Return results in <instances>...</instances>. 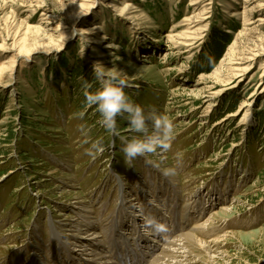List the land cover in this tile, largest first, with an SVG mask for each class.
Masks as SVG:
<instances>
[{
  "label": "rangeland",
  "instance_id": "obj_1",
  "mask_svg": "<svg viewBox=\"0 0 264 264\" xmlns=\"http://www.w3.org/2000/svg\"><path fill=\"white\" fill-rule=\"evenodd\" d=\"M97 62L123 72L132 101L169 116V151L126 160L123 141L137 135L126 117L113 135L85 102L84 82L99 88ZM200 192L217 201L192 209ZM130 197L144 218L141 228L124 222L132 244L156 237L145 218L172 240L180 223L220 212L222 223L198 231L218 242L199 246L192 264H264V0H0V264H53L52 227L75 233L85 202L96 221L130 215ZM100 237L76 248L77 264L104 253Z\"/></svg>",
  "mask_w": 264,
  "mask_h": 264
},
{
  "label": "bare ground",
  "instance_id": "obj_2",
  "mask_svg": "<svg viewBox=\"0 0 264 264\" xmlns=\"http://www.w3.org/2000/svg\"><path fill=\"white\" fill-rule=\"evenodd\" d=\"M259 55H261V54H259ZM215 199L216 198H214V196L206 198L205 195L202 196V193L200 192L199 197H197V199H195L196 201H194L192 203V205H193L192 209L193 208H197V209L203 208V210H205L204 208H206V206L211 207L212 204L215 201H217ZM134 201H136L135 198L134 199L131 198L129 200V202L133 203L132 205L130 204L131 205L130 207L132 209H130V207H129V209L132 210V211H130V213H131L130 215L125 216L124 209H122V210L119 209L117 211L116 215H111V217H107L105 220H103V218H101V215L96 217L97 221L94 220V216L92 215L93 214L92 211L90 209H87L88 206L85 205L86 202L84 204L81 203L82 205H79L78 208L82 209L83 214H81V213L80 214L82 216L83 222L80 221V227L70 226V228L75 229V230L74 229L72 230L73 232L75 231V233H73L72 235L70 234L66 237L64 236L70 242L69 241L68 242L63 241L64 237H61V235H59L58 231L52 227L51 235H52L53 241H52L51 246H53V248L54 247L61 248V254L60 255L58 254L61 258H59V257L56 258L57 257L56 254L52 255L51 258H52L53 264H60V261L62 264H67V263L68 264L69 263L70 264H77L76 258H78L77 251H79V250H77L76 248L81 247V246L85 248V245H87V247H89L90 244L100 245L99 239L101 238L100 235H102V234L105 235L104 243L101 241L102 248H103L102 252H104V253H96V252L89 250L90 254L87 255L85 253V255L89 256L88 258H90V259H85V261H83L82 264H100L101 262H104L106 264H109V263L110 264H144V262L148 258L147 255H151V256L149 259L150 263H146V264H192L198 260V259H195L193 252L196 249H198L199 246H201L203 244L204 246L209 247L210 243L214 244V243L218 242V240L212 241V242L200 240L201 238L200 239L198 238V231L207 227L208 224L215 226L216 223H220L221 219L218 218L220 212H216L214 215L212 214V217L208 221L203 223L201 226L199 225L200 227L194 226L192 228H188V227H186V225H183V222L180 223L182 225L178 224V225L182 226V229H185V228H187V229L185 231H183L181 234L175 236L174 237L175 239H172V240L167 239V238L164 239V236H162L164 241H166L165 244H164V242L159 243V239L162 237L158 233H155L156 237L154 236V239H152L150 241H148L150 238L147 239L145 237V235L147 236L148 234H145V235L144 234H138V238H137V236H135V239H134L135 244H132L128 239H126L125 235L122 233V231H124L126 228L124 222H126V220L133 221L135 225H137L138 227L141 228V224L143 223V220H144L140 211H139L140 215H138L136 213ZM85 208H86V210H83ZM220 210L224 214H226L230 209L223 206V207H221ZM197 211H199V210H197ZM87 212H89L88 215H86ZM117 215H119L121 220H123L121 224L115 222V216H117ZM180 216H182L183 220H187L186 214L183 213ZM104 218H105V216H104ZM216 221H218V222H216ZM84 222H85V225H83ZM81 226H83V227L84 226H90L91 227L90 230L88 229L89 231L87 233L89 236H91V238L89 236H86V235H81ZM136 230L138 231V229H136ZM68 233H70V232H68ZM144 233H146V231H144ZM170 233L172 236L174 235L173 231ZM161 241H163V240H161ZM141 243L145 244L146 248L144 247L143 249H139L140 248L139 247L137 249L139 252H136L135 250H132L130 248L131 244L134 247L135 245L137 246L138 244H141ZM69 245L74 249L69 248ZM155 245H157V247H159L158 245L161 246L159 253H153V251L155 250V248H154ZM126 248H129L130 251H128V249H126ZM95 249L98 250V247L96 246ZM79 253H82V251H80ZM111 253H113V255ZM153 255H155V256H153ZM63 258H68V259L64 262ZM115 258L118 260H115Z\"/></svg>",
  "mask_w": 264,
  "mask_h": 264
},
{
  "label": "clouds",
  "instance_id": "obj_3",
  "mask_svg": "<svg viewBox=\"0 0 264 264\" xmlns=\"http://www.w3.org/2000/svg\"><path fill=\"white\" fill-rule=\"evenodd\" d=\"M208 59V65L216 71L217 65L212 58ZM121 71L107 69L97 62L93 66V76L98 82L99 88L90 92V84H83L85 102L88 106H95L99 113L98 123L109 133L118 136L117 117H126L130 130L137 135L123 141L122 151L127 161L146 154H155L158 151L167 152L172 147L174 138V123L167 114H162L151 109L146 111L141 105L135 103L124 92L125 79L121 78ZM83 115V113H81ZM87 134V133H85ZM92 149L103 151L100 142L92 144ZM88 155H93L89 150ZM179 155V154H177ZM165 176L176 175L175 168L163 170ZM144 226L156 233L167 232V225L155 218H145Z\"/></svg>",
  "mask_w": 264,
  "mask_h": 264
},
{
  "label": "trees",
  "instance_id": "obj_4",
  "mask_svg": "<svg viewBox=\"0 0 264 264\" xmlns=\"http://www.w3.org/2000/svg\"><path fill=\"white\" fill-rule=\"evenodd\" d=\"M235 105H230L229 106V111H231V112H233L234 110H235V107H234Z\"/></svg>",
  "mask_w": 264,
  "mask_h": 264
}]
</instances>
